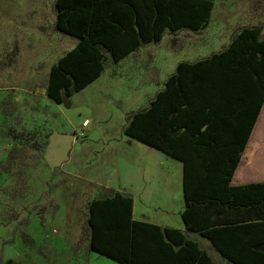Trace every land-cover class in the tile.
<instances>
[{"label": "trees", "instance_id": "trees-1", "mask_svg": "<svg viewBox=\"0 0 264 264\" xmlns=\"http://www.w3.org/2000/svg\"><path fill=\"white\" fill-rule=\"evenodd\" d=\"M215 1L57 0L55 30L79 43L53 65L48 97L57 105L70 100L103 74L107 60L120 63L143 44L159 43L167 28L205 29ZM263 106L264 28L244 27L222 52L180 63L152 104L128 113L123 127L125 136L184 163L182 219L232 264H264V183L231 185ZM89 210V249L102 257L215 264L179 230L134 220L131 196L114 191L93 199Z\"/></svg>", "mask_w": 264, "mask_h": 264}, {"label": "rangeland", "instance_id": "rangeland-1", "mask_svg": "<svg viewBox=\"0 0 264 264\" xmlns=\"http://www.w3.org/2000/svg\"><path fill=\"white\" fill-rule=\"evenodd\" d=\"M56 4L0 0V264H119L90 251L88 218L93 199L114 194L96 184L94 179L104 173L95 162L103 135H122V118L116 111H101L100 100L86 92L66 102L65 112L48 97L53 65L77 43V38L55 30ZM244 27L264 28V0H216L203 32L167 30L132 66L107 60L104 78L109 82L118 76L134 83L155 78L165 47L185 48L216 36H223L226 44ZM149 56L152 63L144 68ZM80 109L82 119L92 123L89 136L79 135L83 149L70 146L68 164L51 168L45 161L47 140L68 130L66 112ZM61 140L48 154L52 162L51 152L59 156L64 150ZM114 158L120 168L107 171L105 178L116 185L126 183L127 163L134 161L116 151Z\"/></svg>", "mask_w": 264, "mask_h": 264}, {"label": "crops", "instance_id": "crops-1", "mask_svg": "<svg viewBox=\"0 0 264 264\" xmlns=\"http://www.w3.org/2000/svg\"><path fill=\"white\" fill-rule=\"evenodd\" d=\"M205 29L193 31L182 28L175 31V33L180 31L196 33L203 32ZM167 30L173 33L168 28ZM235 37L227 41L226 44L223 36H216L205 42L190 43L185 48L165 47L162 54L161 67L160 63H156L157 67L159 66L160 72L155 78L149 76L143 82L138 80L137 83H134L126 82L124 77L116 76L113 81L108 82L104 78L103 72L90 86L85 87L77 93L83 94L86 92L92 98L99 99L97 108H100L104 112L116 111L122 118V135L120 138L105 137L103 135V139L101 140L103 144L101 151H97V158L99 159L95 164L98 165L96 168L100 173L104 174L99 173L100 177L103 175L102 178L99 177L98 180L94 179L97 182L96 184L100 188L112 189L115 192L131 196L134 199V220L158 225L163 229L179 230L188 239L199 244L201 249L206 250L215 264L232 263L217 252L211 241L202 236V232L188 230L182 219L186 209L184 163L179 159L166 155L160 150L151 148L149 145L125 136L123 134V127L126 124L128 113L142 111L152 104L157 94L166 88L170 76L178 71L180 63L184 62L193 65L199 61L208 59L213 54H218L225 50ZM78 43L79 39L77 38L75 47ZM150 44L154 43L143 44L138 51H134L128 55L119 64L132 66L134 62L136 63L139 55H143L144 53L149 54L150 48L147 46ZM150 63H152L151 56L147 57L143 62V67L147 68ZM68 101L69 99L61 104L63 111L65 110L64 105ZM81 110L83 109L75 113L66 112V118L63 121L69 124L68 130L50 136L45 157L47 158V163L51 164V166L49 165L51 168H58L61 164L65 167L68 164L66 153L70 149V146L78 150L83 149L82 147L79 148V135H84V138L85 136H89L90 132L88 131L92 123L85 118L82 119L80 115H83V112ZM86 121L89 124L85 127L84 122ZM61 139H63L64 150H61L63 154L54 156L51 152L54 158V162H52L48 154H50L49 152L54 144L62 141ZM125 146H127V149ZM115 151L120 152V154L124 153L125 160L134 161L133 163H127L130 166L126 170L127 182L119 185L114 184L110 178L108 180L105 178L107 171H113L115 168L119 170L120 168V162L117 161L116 163V159L114 158ZM66 170L69 173L73 171L70 167ZM91 180L93 181V179ZM259 182L264 183V106L261 108L258 121L255 123L251 137L248 139L245 150L241 155L239 166L234 173L231 185L246 186ZM259 252H264V249L259 250Z\"/></svg>", "mask_w": 264, "mask_h": 264}, {"label": "built area", "instance_id": "built-area-1", "mask_svg": "<svg viewBox=\"0 0 264 264\" xmlns=\"http://www.w3.org/2000/svg\"><path fill=\"white\" fill-rule=\"evenodd\" d=\"M88 124H89L88 121L84 122L85 127L88 126Z\"/></svg>", "mask_w": 264, "mask_h": 264}]
</instances>
